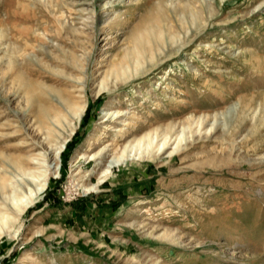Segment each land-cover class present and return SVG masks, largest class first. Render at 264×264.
<instances>
[{
  "label": "rangeland",
  "instance_id": "obj_1",
  "mask_svg": "<svg viewBox=\"0 0 264 264\" xmlns=\"http://www.w3.org/2000/svg\"><path fill=\"white\" fill-rule=\"evenodd\" d=\"M21 76L63 108L59 160L21 150L47 137ZM0 174V264H264V0H0Z\"/></svg>",
  "mask_w": 264,
  "mask_h": 264
},
{
  "label": "bare ground",
  "instance_id": "obj_2",
  "mask_svg": "<svg viewBox=\"0 0 264 264\" xmlns=\"http://www.w3.org/2000/svg\"><path fill=\"white\" fill-rule=\"evenodd\" d=\"M20 79L23 80L22 82H23V85L25 86V91L27 95V104L30 105L31 107L30 110L31 112L34 113L36 123L38 124V128L35 133V138L37 140V138L40 137L41 134L46 135L47 132L46 131L44 132L45 128L48 130L51 129L49 127L53 125L52 117L53 119H55V122L57 123V125L58 123L62 122L63 108L57 103L56 105L53 104L52 100H50V98L48 97V95L45 93V91L43 90L41 86H39L36 83L34 84L33 82L29 80H25L24 77L22 76L20 77ZM62 101H63V104L67 106V108L69 109L68 115H65L66 119L72 118L74 122L73 125L69 123V128L71 127L70 134L73 135L78 125L81 123L82 118L86 112V105L77 106L76 104L72 103L68 99H65L64 97H62ZM51 135L53 134L47 133V137L39 141L38 143L27 144L26 146L24 144L22 146H25V147H21V150H24L26 148L28 149L27 152L29 153V152L37 151L39 148H46L52 152V156L51 155L50 156L52 157L54 161L59 160L60 155L63 152L64 146L67 142V139L65 138L64 140L62 139L61 141H56V143L53 144V141L57 137L55 138V136L53 135L55 139L52 140V138L50 137ZM156 139L157 138L155 139L154 138H143L142 140L138 142L136 146L134 147L130 146L129 148L131 150L130 152L133 153V151L135 150L136 151L135 156L137 159L157 156L163 153L165 150H167L169 142L167 143L166 141V142H163L162 144H158L156 143L157 141ZM128 150L126 147L123 151L125 152ZM98 156L99 154L93 155V159L97 158ZM36 157H33V155L26 156V157L20 156L10 161L12 168L19 170L22 173L23 175L22 182L24 183V185L34 186L32 188H28V191H26V195L21 200L20 204H14L13 208H14V212L17 218L21 217L32 205H34V203L39 198H41V196L44 194L47 188V182H48L47 175L41 172L40 174H37L31 171V168H39L41 163H39L38 161L40 162L43 161V159H39L38 157L37 158ZM120 160L121 159H118L115 162H111V165L109 164L108 169L104 170L99 175L98 181L88 189L89 192H95V193L100 192L102 184L106 182V180L111 174V169L117 166L118 164H120L121 162ZM9 183H10L9 178L7 176L0 174V192L2 193H5L6 191L8 192V189L11 188L10 186L11 184ZM5 234H8L7 231L3 227H1L0 228V238H2Z\"/></svg>",
  "mask_w": 264,
  "mask_h": 264
},
{
  "label": "crops",
  "instance_id": "obj_3",
  "mask_svg": "<svg viewBox=\"0 0 264 264\" xmlns=\"http://www.w3.org/2000/svg\"><path fill=\"white\" fill-rule=\"evenodd\" d=\"M99 212H101V211H99ZM56 219H62V218H64V217H59V216H54ZM65 218H66V216H65ZM60 232V231H59ZM61 234H62V232H61ZM55 237V236H54Z\"/></svg>",
  "mask_w": 264,
  "mask_h": 264
}]
</instances>
